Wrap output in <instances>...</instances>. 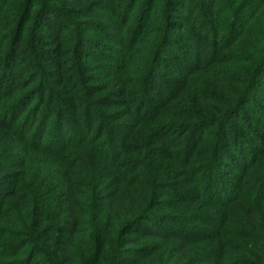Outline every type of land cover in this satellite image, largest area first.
Returning a JSON list of instances; mask_svg holds the SVG:
<instances>
[{
  "label": "trees",
  "instance_id": "16d2710c",
  "mask_svg": "<svg viewBox=\"0 0 264 264\" xmlns=\"http://www.w3.org/2000/svg\"><path fill=\"white\" fill-rule=\"evenodd\" d=\"M85 31L105 36L104 54L85 50ZM115 54L120 68L97 84L105 74L94 62ZM263 70L264 0H0V264H264V104L241 109L264 89ZM70 77L80 78L71 94L79 121L62 115ZM202 77L213 82L201 93L224 108L207 114L185 97L184 120L170 105ZM168 94L155 115L163 103L154 95ZM214 123L236 141L219 142L213 128L197 142ZM161 129H184L180 172ZM255 137L260 146L230 154ZM199 174L200 201L216 207L205 219L212 235L164 195L173 178ZM241 183L237 200L222 198Z\"/></svg>",
  "mask_w": 264,
  "mask_h": 264
},
{
  "label": "rangeland",
  "instance_id": "374dc122",
  "mask_svg": "<svg viewBox=\"0 0 264 264\" xmlns=\"http://www.w3.org/2000/svg\"><path fill=\"white\" fill-rule=\"evenodd\" d=\"M192 1H194V0H192ZM196 2H197V4L199 5V8H200V4L202 3V0H196ZM198 14H200V12H198ZM257 16H258V14L256 15V17ZM188 17H191V15H189ZM75 18L77 20H81V17H75ZM50 19H51V15L48 14L46 16V18L44 19V22L42 24H45L46 26H50L52 28V26L50 24ZM66 28H68V30H73V27H71L70 25L66 26ZM130 32H131L130 36H133L132 35V34H134L133 29ZM83 34H84V36L89 35V36H91L93 38L91 40H89V39L85 40V44H86L85 50H88V51H91L92 53H94L95 51H99L101 49V47H102L101 52H102V54L105 53V50L103 49L105 47L101 46V44H100V41L105 39L104 35H101V34L97 35V33H90V32H86V31ZM127 38L128 37L124 38V40H123L125 45L123 44L120 47L123 50L125 48L129 49L131 47L127 43ZM104 44H105V42H104ZM120 48H116V49L120 50ZM106 52H107V50H106ZM120 61L121 60H119L117 54L109 55L108 59H106V60H103V56L98 58L97 62H94V63L98 64V66H100V69L102 70L101 72H104L105 75H104V78L100 77L98 79L97 84L101 85L103 82H105L108 79V77L112 73H115L120 68ZM94 63H92V64H94ZM148 70L150 71V69H148ZM262 72L263 73H261V76L264 75V70ZM226 74L227 73H225V75ZM226 78L227 77H225L224 79H221V81L225 80ZM79 79L80 78H78V77H72V78L70 77L69 78L68 85L66 86V88L67 87H70V88H68V90L66 89V93H68L70 95L67 97V101H66L65 105L62 108V115L63 116H65L66 113H69L75 118L76 121H79V119L81 117L79 116V114H77V112L75 110L76 109V104L73 101V99H77V98L74 95L71 97V94L74 93V84L75 83L76 84L80 83ZM160 79H161V76L154 75V77L151 79L152 80L151 82H153L152 85L153 86L159 85L160 84ZM201 79H199L198 81H195L194 84L190 85L184 91V93H182L181 98L175 100L173 103H172L173 100H172L171 96H169V94L166 95V96L165 95H159V96L154 95V98H156L158 103H163L161 107H159V105H157L155 107V108H158L156 110V114L155 115H159L162 111H164L166 109L167 106H169V104L172 103L170 106L181 112L180 116H182V119L188 120L189 116H188L187 111L185 110V105L187 104L186 100H184L185 97H187L190 100L193 99L194 101H196L198 103V106H199L200 109L203 108L202 105H205L204 106L205 112H206V110L209 109V107H208V105H209L211 107V111H210V113H207V114L213 115V114H216V110H218V111L222 110L224 108L222 106L218 107V108L214 107V98L208 97L207 96L208 93L202 94L201 91H200L201 88L204 87V83H207L209 85L210 82H213L212 79L211 78H207V77H202ZM261 84H264V76L262 78ZM160 86H163V85H160ZM229 87H230V85H229V83H227V81H225L224 84H222V88L223 89L226 88V95H229V93H228ZM169 90H172V89H169ZM253 101L256 104L258 103V105L259 104H262V105L264 104V89L261 90V91L255 90L254 92H252V95L246 100L245 104L243 103L244 106L242 104L241 109H242V113L243 114H244V110H243L244 107L245 108L249 107L250 104ZM100 104L96 106L97 109H101L103 106H106V104H102V105H100ZM110 105L108 106V110H112ZM151 110H154V109L152 108ZM145 112H147L146 108H145ZM154 112L155 111H153V114H154ZM234 116L237 117V118L236 119H232L231 123L235 124L237 127H239L240 124H242V122H243L242 121L243 120V116L240 113L239 114L237 113ZM161 121L164 122L162 119H161ZM214 124H215V126L214 125H212V126H203L199 130V134L196 136L197 142H200V143L204 142L207 138H209L208 141L212 140L211 139V137H212L211 131L213 130V128H214V131H213V137L214 138H215V134L217 133V130H218V134L219 135L222 134L221 137H220V141L219 142H221V143L229 142L230 143V142L236 141L235 137H237V132H233L232 130H228V129H224L223 132H222V128H217V125L219 123H214ZM182 130H184V129H182ZM182 130L173 129V130L169 131L168 129H161V131L159 132V135L163 139V141L165 140L164 136H167L169 138V142H168V148H169V151H170V154H169V160L170 161L169 162L174 164L173 167L171 168V172H180L182 170V160H183L184 156L179 150V148L184 144V141H185V137H184L185 135L183 134ZM180 132H182V135H181ZM254 146H260V138L255 137V139L249 141L245 146H240V147L239 146H235L233 149L231 147H228V149L230 150V154L233 155V152H234L235 157H236L237 151L239 153V156H241L245 151H248V148L252 149V147H254ZM165 149H167V148H165ZM222 157L219 158V162H220V171L219 172L224 173L226 175V177H228L229 180H231L233 178V172H234L233 168L231 167V160H229L228 158H224V156H222ZM184 166H185V168L188 167V165H184ZM211 176H212V173L210 174V178H211ZM188 177L182 179L181 182H180V178L179 177L178 178L177 177L173 178L171 185L169 186V188H166V191L164 192V195L167 196L166 198L168 200L171 197H173V195L175 196V203H176L177 210L175 212H173V213H177V215H181L183 217H186L188 220L195 221L196 223H198L199 225L204 227V229L206 231H209V233L212 235V231H211L210 227L206 226L207 223H206L205 219L209 217V210L212 211L216 207H213L211 205V203H209L210 201H208L207 204H204V203H202L200 201L202 199H199L201 197H200V191L198 190V184L201 185L199 182L204 177L202 178V176L200 174L199 175L190 176L189 178ZM199 179H201V180L197 181ZM174 180H176V181H174ZM193 181H195V183H193ZM230 186L231 185H229L228 188L231 190ZM237 187L239 188L237 193H235V194L233 192L230 193V191L222 192V198L226 199L228 197V195H231L233 197V200H237L241 196V193L243 191L245 192L246 183L245 184H243V183L238 184ZM205 188L206 187L204 186V189ZM192 196L196 197V200H191ZM181 197H182L183 200L190 201V202L189 203L180 202L179 198H181ZM159 205L160 206L157 207V213L161 214V213L164 212V210L168 206V203L163 198ZM221 209L225 210L226 211L225 214H226V213L229 212L230 206H226V208L222 207ZM183 210H185V212H183ZM169 213H171V212H169ZM201 217H202V219L205 222L204 221L202 222V221L196 219V218H201ZM168 218H178V217H176L174 215H171V216H168ZM223 219H224V222L226 224L227 214L223 216ZM162 220L163 219H159L158 223L162 224ZM173 222H175V221H173ZM172 225H175V223L172 224ZM188 226H189V229H191L190 228L191 226L195 227V225H192L191 221L188 222ZM205 226H206V228H205ZM204 229H202V230L205 231ZM212 230H214V229H212ZM191 231H193V230H191ZM191 231H189V232H191ZM223 235L226 236V233L223 234Z\"/></svg>",
  "mask_w": 264,
  "mask_h": 264
}]
</instances>
